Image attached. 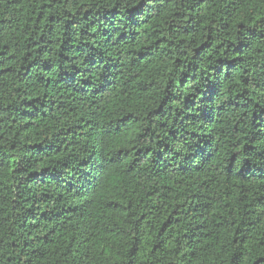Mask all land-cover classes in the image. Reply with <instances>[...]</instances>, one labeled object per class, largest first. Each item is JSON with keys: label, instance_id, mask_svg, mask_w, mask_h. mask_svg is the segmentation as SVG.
<instances>
[{"label": "trees", "instance_id": "16d2710c", "mask_svg": "<svg viewBox=\"0 0 264 264\" xmlns=\"http://www.w3.org/2000/svg\"><path fill=\"white\" fill-rule=\"evenodd\" d=\"M0 264H264V0H0Z\"/></svg>", "mask_w": 264, "mask_h": 264}]
</instances>
